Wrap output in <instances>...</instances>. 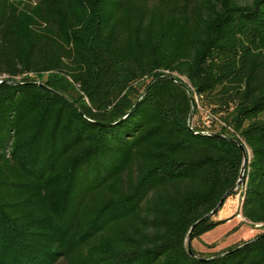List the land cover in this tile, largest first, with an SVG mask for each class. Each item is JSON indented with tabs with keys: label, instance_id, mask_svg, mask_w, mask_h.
I'll return each mask as SVG.
<instances>
[{
	"label": "trees",
	"instance_id": "1",
	"mask_svg": "<svg viewBox=\"0 0 264 264\" xmlns=\"http://www.w3.org/2000/svg\"><path fill=\"white\" fill-rule=\"evenodd\" d=\"M24 71L0 82V264H264V232L192 245L238 187L221 134L264 228V0H0V73Z\"/></svg>",
	"mask_w": 264,
	"mask_h": 264
},
{
	"label": "rangeland",
	"instance_id": "2",
	"mask_svg": "<svg viewBox=\"0 0 264 264\" xmlns=\"http://www.w3.org/2000/svg\"><path fill=\"white\" fill-rule=\"evenodd\" d=\"M198 101L199 99L196 97V102ZM242 185L237 187L235 190L236 194L230 196L221 209H225L224 211L227 212H234L232 216L228 217L229 222H225L200 238L195 239L192 245L197 251L204 253L218 252L230 245L249 240L256 234L264 232V228L261 225L253 226L242 216L239 217L240 214L236 215L238 218L235 216L240 207L239 203L243 193ZM228 200H230L229 203Z\"/></svg>",
	"mask_w": 264,
	"mask_h": 264
},
{
	"label": "water",
	"instance_id": "3",
	"mask_svg": "<svg viewBox=\"0 0 264 264\" xmlns=\"http://www.w3.org/2000/svg\"><path fill=\"white\" fill-rule=\"evenodd\" d=\"M176 81L180 82L188 91L190 97H191V102H192V109H191V112H190V115H189V119H188V122L189 124L191 123L192 121V116L195 112V109H196V99H195V96L193 95V92H192V89H191V86L189 85V83L185 80V79H179L177 77H174ZM203 133H213L215 134V132H210V131H202ZM222 136H226L230 139H232L233 141H235L236 143H238L242 149H243V152H244V156H243V162H242V168H241V173H240V177H239V180L237 182V186L241 185V184H244L245 183V177H246V171H247V165H248V151H247V147L245 146V144L243 142H241L240 140L238 139H235V138H232L230 136H227L225 134H221ZM236 188H234L233 190H236ZM224 200V198H223ZM223 200H221L220 204L218 205V207L213 210L212 213H215L216 211H218V209L222 206L223 204ZM190 238H191V233L189 232L188 236H187V242L189 243L190 242ZM196 256V255H194Z\"/></svg>",
	"mask_w": 264,
	"mask_h": 264
},
{
	"label": "built area",
	"instance_id": "4",
	"mask_svg": "<svg viewBox=\"0 0 264 264\" xmlns=\"http://www.w3.org/2000/svg\"><path fill=\"white\" fill-rule=\"evenodd\" d=\"M31 75H33V73L28 72V71H24L22 73H18L15 75H9L8 73H0V82H2V81H7V82L21 81L24 77L31 76ZM198 106L206 113L205 119L208 120V118L211 116L210 111L207 109L206 110L203 109L202 105L199 102H198ZM240 216H242V215H240ZM259 225H261V224H258L257 226H259Z\"/></svg>",
	"mask_w": 264,
	"mask_h": 264
},
{
	"label": "crops",
	"instance_id": "5",
	"mask_svg": "<svg viewBox=\"0 0 264 264\" xmlns=\"http://www.w3.org/2000/svg\"><path fill=\"white\" fill-rule=\"evenodd\" d=\"M229 202H230V200H229ZM240 204H241V201H240V203H239V206H240ZM240 208V207H239ZM225 209H223V210H221V211H219V213H218V215L215 217L216 219H225V218H228V217H230V216H232L233 215V213L234 212H227V211H224ZM241 215V214H240ZM240 215H239V217H240ZM243 217V216H242ZM236 218H238V216H236ZM229 222V220L226 222V223H228Z\"/></svg>",
	"mask_w": 264,
	"mask_h": 264
},
{
	"label": "bare ground",
	"instance_id": "6",
	"mask_svg": "<svg viewBox=\"0 0 264 264\" xmlns=\"http://www.w3.org/2000/svg\"><path fill=\"white\" fill-rule=\"evenodd\" d=\"M228 203H229V200H228Z\"/></svg>",
	"mask_w": 264,
	"mask_h": 264
}]
</instances>
